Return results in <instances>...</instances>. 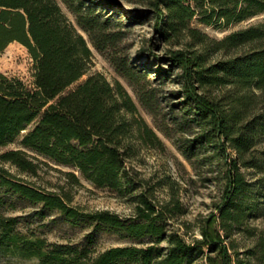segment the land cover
Segmentation results:
<instances>
[{
  "label": "trees",
  "instance_id": "16d2710c",
  "mask_svg": "<svg viewBox=\"0 0 264 264\" xmlns=\"http://www.w3.org/2000/svg\"><path fill=\"white\" fill-rule=\"evenodd\" d=\"M62 1L93 45L104 52L123 35L112 31L115 21L103 17L97 6L117 12L125 10L123 1L137 0ZM143 2L156 17L162 38L188 35L193 40L189 48L172 51L167 60L182 70V87L176 92L183 98L177 103L182 109L178 127L193 132L180 148L193 163L195 157L206 155L202 160L225 170L218 214L201 228L202 238L191 241L169 221L179 207L158 204L146 191L133 197L137 202L133 216L87 211L73 203L70 192L49 189L6 168L4 164L10 163L21 173L34 174L38 167L34 160L44 158L70 168L67 175L75 184L81 175L97 187L131 194L144 181L134 179L128 160L136 156L138 143L156 144L159 138L138 116L137 104L121 82L112 83L97 72L67 91L89 72L94 56L58 0H0V56L19 42L35 64L32 86L0 71V150L18 142L0 154V188L32 206L57 211L74 226L91 228L81 243L51 242L19 229L20 218L0 210V256L42 264H251L254 258L264 264V233L245 251L246 260L232 239L248 220L264 216V149L259 148L264 144V22L217 41L218 50L236 54L213 64L209 36L192 26L197 18L227 29L264 14V0ZM141 14L132 11L126 16L131 21ZM111 59L123 76L139 81L127 58L112 54ZM157 69L160 76L167 75L163 65ZM138 94L144 105H154L156 94L144 89ZM102 233L133 243L98 252L94 245ZM204 258L206 262H201Z\"/></svg>",
  "mask_w": 264,
  "mask_h": 264
},
{
  "label": "rangeland",
  "instance_id": "374dc122",
  "mask_svg": "<svg viewBox=\"0 0 264 264\" xmlns=\"http://www.w3.org/2000/svg\"><path fill=\"white\" fill-rule=\"evenodd\" d=\"M58 1L74 25L87 39L94 56L89 72L71 85L67 91L74 89L90 74L97 72L104 74L112 83L121 82L136 102L138 116L154 130L159 142L141 144L137 141V154L128 160L127 165L134 179L139 181L143 179L144 183L142 182L143 186L131 194L123 195L108 187H97L81 175H79L80 183L75 184L67 175L70 168L57 165L44 158L34 160L38 163L37 172L34 174L21 173L10 163H5L4 166L49 189L70 192L73 196V203L87 211L111 210L125 217L133 216L137 207V202L133 197L141 191H146L158 204H169L171 209L179 207L170 216L169 221L173 228L179 230L188 240L202 238L201 228L213 219L214 214H218L217 207L224 195L225 170L221 166L202 160L206 155L195 157L196 160L193 159V163L180 148L186 139L193 136V132H182L178 127V117L182 114V109L177 103L183 98H178L176 92L182 87L180 84L182 70L171 66L167 55H171L172 51L178 49L189 48L193 41L192 38L188 35H183L179 39L162 38L156 29V17L151 10L146 11L150 7L143 0H137L131 4L123 1L125 10L118 9L117 12L113 7L97 6L103 17H110L112 21H115L111 25L112 31L123 35V39L114 48L101 52L93 45L89 35L80 29L75 15L62 0ZM99 3H102V0ZM132 11L142 14L130 21L126 14ZM260 22H264V14L233 24L227 29L203 24L197 18L193 20L192 26L209 36L208 42L213 44L209 61L213 64L227 60L236 54L218 50L217 41L233 31ZM112 54L127 58L131 69L138 75L139 81L123 76L112 61ZM160 64L167 69L165 70L166 76H160L157 69ZM0 71L9 76L20 77L31 86L35 80L34 60L27 47L19 42L10 44L0 56ZM143 74H146V77L142 76ZM143 89L156 94L154 105L148 107L141 102L138 91ZM17 146L18 142L0 150V154ZM259 148L264 149V144ZM0 197H4L0 210L6 215L18 216L20 218L19 229L29 234L46 237L51 242L81 243L91 230L88 226H74L66 222L55 210H43L41 206H32L10 197L1 188ZM263 233L264 216L251 218L245 226L234 231L232 239L241 253V259H247L245 251L252 248ZM131 243H133L132 240L122 239L117 234L102 233L97 237L94 247L100 252L111 246ZM201 262H206V259H202ZM0 264L42 263L37 259L0 256ZM251 264H258L257 259H252Z\"/></svg>",
  "mask_w": 264,
  "mask_h": 264
}]
</instances>
